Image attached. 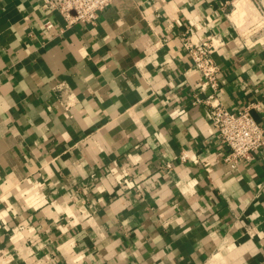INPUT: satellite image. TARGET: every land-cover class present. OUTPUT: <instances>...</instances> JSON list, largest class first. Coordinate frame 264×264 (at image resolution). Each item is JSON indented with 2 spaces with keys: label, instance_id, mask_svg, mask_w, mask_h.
<instances>
[{
  "label": "crops",
  "instance_id": "obj_1",
  "mask_svg": "<svg viewBox=\"0 0 264 264\" xmlns=\"http://www.w3.org/2000/svg\"><path fill=\"white\" fill-rule=\"evenodd\" d=\"M42 3L0 0V264H264V150L225 162L186 47L224 41L216 97L264 128L257 0Z\"/></svg>",
  "mask_w": 264,
  "mask_h": 264
},
{
  "label": "built area",
  "instance_id": "obj_2",
  "mask_svg": "<svg viewBox=\"0 0 264 264\" xmlns=\"http://www.w3.org/2000/svg\"><path fill=\"white\" fill-rule=\"evenodd\" d=\"M116 1L118 0H43L41 7L49 14L59 13L69 27L75 24H95L100 13ZM257 3L261 17L264 18V0H257ZM44 28H54V21L51 18L46 20ZM223 45L221 38L211 35L197 43H188L186 47L194 66L211 90L206 103L211 106L210 119L217 138L229 148L224 160L235 167L241 162L251 161L257 153L264 150V128L254 119L249 107L232 112L216 97L221 69L214 55L219 53ZM196 101L201 102L199 99Z\"/></svg>",
  "mask_w": 264,
  "mask_h": 264
}]
</instances>
